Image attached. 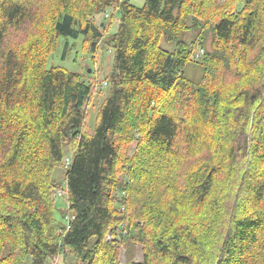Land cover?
Here are the masks:
<instances>
[{
	"label": "trees",
	"instance_id": "trees-1",
	"mask_svg": "<svg viewBox=\"0 0 264 264\" xmlns=\"http://www.w3.org/2000/svg\"><path fill=\"white\" fill-rule=\"evenodd\" d=\"M109 11L92 133L98 80L48 63ZM54 262L264 264V0H0V264Z\"/></svg>",
	"mask_w": 264,
	"mask_h": 264
},
{
	"label": "rangeland",
	"instance_id": "rangeland-1",
	"mask_svg": "<svg viewBox=\"0 0 264 264\" xmlns=\"http://www.w3.org/2000/svg\"><path fill=\"white\" fill-rule=\"evenodd\" d=\"M136 6H143L144 0H130ZM108 15V17L106 16ZM109 11L104 16H97L93 19L94 25L103 33L105 37L101 41L97 51H93L91 48L90 41L84 42L83 36H79L77 39L61 37L56 50L50 57L48 67H61L68 72L80 74L82 80L86 83H94L98 80L99 88L96 95L90 100V105L87 107L89 111L88 127L93 133L96 126L97 114L102 106L105 98L109 94V85L103 87L104 83H108V76L112 71L114 53L108 46V41L111 36L117 31L119 24V15L117 14L113 20L109 30L101 28L104 20L107 24L109 22ZM90 71V72H89ZM184 72L187 78L192 81H199L203 76V68L200 63H189L185 68ZM107 79V80H106ZM68 156V155H67ZM64 177V168H57L55 170L54 179L60 182ZM57 206L56 218L63 224L66 221L63 219L62 212L68 210V203L66 197L57 195L55 197ZM127 259L132 261H141L142 253L139 248L133 247L128 251Z\"/></svg>",
	"mask_w": 264,
	"mask_h": 264
},
{
	"label": "built area",
	"instance_id": "built-area-1",
	"mask_svg": "<svg viewBox=\"0 0 264 264\" xmlns=\"http://www.w3.org/2000/svg\"><path fill=\"white\" fill-rule=\"evenodd\" d=\"M108 17V15H106ZM204 55V50L203 49H197L193 55V58L195 60H199L202 56ZM107 86V83L103 84V87ZM58 195H62V193L59 191ZM52 264H57L56 262L52 263Z\"/></svg>",
	"mask_w": 264,
	"mask_h": 264
},
{
	"label": "water",
	"instance_id": "water-1",
	"mask_svg": "<svg viewBox=\"0 0 264 264\" xmlns=\"http://www.w3.org/2000/svg\"><path fill=\"white\" fill-rule=\"evenodd\" d=\"M90 72V71H89ZM121 261L122 263L125 262V252L123 251L122 255H121Z\"/></svg>",
	"mask_w": 264,
	"mask_h": 264
}]
</instances>
